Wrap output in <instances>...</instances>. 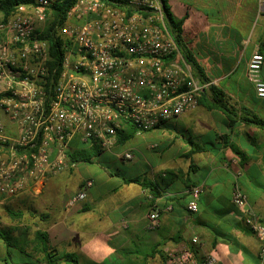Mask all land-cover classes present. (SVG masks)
<instances>
[{
    "label": "crops",
    "instance_id": "obj_1",
    "mask_svg": "<svg viewBox=\"0 0 264 264\" xmlns=\"http://www.w3.org/2000/svg\"><path fill=\"white\" fill-rule=\"evenodd\" d=\"M165 1L183 21L181 36L209 83L238 113L245 108L264 121V99L247 79V63L264 42V0ZM260 76L264 80V63ZM210 101L207 93L194 111L47 177L38 190L1 199L0 264H46L45 246L56 255L73 254L78 264H170L185 249L199 260L211 254L220 264H264L246 224L252 214L264 228V128L230 124L224 113L207 108ZM143 139L153 141L144 147L147 156L138 142ZM125 151L133 152L132 161L120 159ZM104 154L126 164L131 176L103 166ZM137 178L157 185L156 197L127 183ZM86 179L93 182L86 198L70 205ZM193 186L202 193L198 211L189 213ZM235 188L246 196L244 208L231 202ZM153 210L159 226L149 230ZM194 237L198 246L191 244Z\"/></svg>",
    "mask_w": 264,
    "mask_h": 264
},
{
    "label": "built area",
    "instance_id": "obj_2",
    "mask_svg": "<svg viewBox=\"0 0 264 264\" xmlns=\"http://www.w3.org/2000/svg\"><path fill=\"white\" fill-rule=\"evenodd\" d=\"M60 1L27 0L8 16L0 12V200L38 190L47 177L73 168L72 151L111 152L128 127L141 135L194 111L208 87L180 56L159 0H75L54 28L62 57L52 66L49 43L40 36ZM263 61L255 52L247 63V79L260 99ZM133 158L131 151L120 156ZM92 185L84 180L69 204L83 201ZM187 193L186 209L196 213L202 187ZM231 202L244 208L246 196L235 188ZM158 217L155 210L148 213L149 230L158 228ZM246 224L260 242L263 262L264 228L252 214ZM191 244L198 246V239ZM170 264L220 263L185 249Z\"/></svg>",
    "mask_w": 264,
    "mask_h": 264
},
{
    "label": "trees",
    "instance_id": "obj_3",
    "mask_svg": "<svg viewBox=\"0 0 264 264\" xmlns=\"http://www.w3.org/2000/svg\"><path fill=\"white\" fill-rule=\"evenodd\" d=\"M25 1L27 0H7L0 5V12H2L5 16H8L18 3H24ZM74 1L75 0H61L52 7V15L49 19H47V27L40 36L41 39H44L49 43L50 53L53 59L52 66L54 67L59 66L62 57V51L60 49V38L57 37L54 28L57 24L59 25L62 23L65 13L73 5ZM159 1L162 4L165 27L168 31V34L174 41L180 56L182 57L186 65H188V67L190 68L192 76L198 79L199 82H201L202 84H208V87L199 99L198 104L201 102L204 95L208 93L210 95L211 101L207 105V108L216 109L224 113L230 124L233 123L234 120H240L246 124H252L257 127L264 128V121L259 119L256 115L252 114L245 108H240L238 113V110H236L229 104V100L225 96V94L209 83V79L205 76L203 69L196 62L191 51L188 48V45L185 43L181 36V28L183 21L173 17L172 13L167 7L165 0ZM259 54H261L264 58V42L260 45ZM46 82L47 87L45 89L46 91H48V78H46ZM134 134L135 130L133 128L128 127L126 130L121 131L118 134L117 141L119 143L120 141L128 140L132 138ZM99 154L100 152L97 148L85 149L70 152L68 158L70 163L88 164L90 163V160L93 157H96ZM127 183L138 184L142 188L148 189L153 197H156L157 195V185L151 183L146 179L137 178L133 180H128ZM43 251L45 253L46 264H60L62 262L66 264H78V260L73 254L56 255L52 251H48L47 246L43 248Z\"/></svg>",
    "mask_w": 264,
    "mask_h": 264
},
{
    "label": "rangeland",
    "instance_id": "obj_4",
    "mask_svg": "<svg viewBox=\"0 0 264 264\" xmlns=\"http://www.w3.org/2000/svg\"><path fill=\"white\" fill-rule=\"evenodd\" d=\"M47 25V24H46ZM44 26V30L46 29L47 26ZM44 32V31H43ZM142 137H146V135L142 136ZM141 137V138H142ZM139 144L141 145V148L143 149L142 154L147 156L148 153L144 152V147L148 146L150 144L153 143L152 140L148 139V140H138ZM142 156V155H141ZM140 156V157H141ZM101 164L103 166H106L109 170L114 171L115 169H118L123 175L126 176H131V174L127 171V167L126 164H123L122 162L118 161V159H115L114 157L109 156L108 154H104L101 158ZM139 163L138 165H140L142 163L141 159H138ZM99 164V163H98ZM98 164H95V167L98 166ZM90 167V166H88ZM92 167V166H91ZM90 194H93V191L91 190Z\"/></svg>",
    "mask_w": 264,
    "mask_h": 264
}]
</instances>
